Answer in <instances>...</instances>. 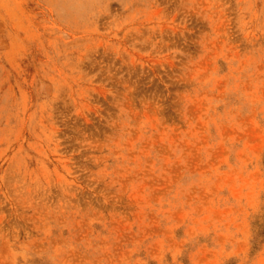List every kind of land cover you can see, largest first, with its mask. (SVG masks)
<instances>
[{
  "label": "rangeland",
  "instance_id": "1",
  "mask_svg": "<svg viewBox=\"0 0 264 264\" xmlns=\"http://www.w3.org/2000/svg\"><path fill=\"white\" fill-rule=\"evenodd\" d=\"M0 264H264V0H0Z\"/></svg>",
  "mask_w": 264,
  "mask_h": 264
}]
</instances>
